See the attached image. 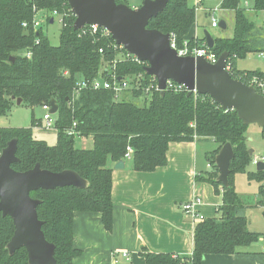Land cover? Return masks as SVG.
Instances as JSON below:
<instances>
[{"label": "trees", "instance_id": "trees-1", "mask_svg": "<svg viewBox=\"0 0 264 264\" xmlns=\"http://www.w3.org/2000/svg\"><path fill=\"white\" fill-rule=\"evenodd\" d=\"M239 3L240 0H224L225 8L235 10L234 32L231 37H215L212 50L218 56L229 52L228 63L233 67V77L246 83L253 76L264 80V71L236 68L237 59L264 50V38L258 36L255 23ZM254 8L264 10V0H254ZM37 10L66 13L58 45L50 42L41 26L34 28ZM75 18L67 0H0V115L7 114L18 98L31 106L50 103L53 99L58 104L55 144L35 138L31 126L0 127V151L16 138L19 161L12 164L14 169L25 171L40 163L43 169L54 172L74 170L89 182L83 189L67 186L31 193L42 201L37 208L38 215L44 221L46 238L55 244L57 263L73 264L74 258L81 254V249L73 245L76 211L100 212L105 228L112 229L111 162L126 160L130 146L132 167L138 171H153L166 165L171 142L195 138H212L218 143L209 156L215 171L198 179L210 182L217 193H222V203L218 207L221 215L197 222L190 258L144 249L146 264H203L207 254H234L239 248L257 242L261 233L249 230L234 184L235 174L246 171L252 162L245 135L248 125L235 110H224L210 95H188L185 90L167 89L164 94L155 91L144 105L117 100L114 92L108 89L86 87L74 95L79 82L106 78L107 70L113 67L121 52L127 53L112 35H103L102 29L85 34L74 30ZM51 19L49 16L48 21ZM195 20V7H190L188 0H169L166 8L150 20L148 27L175 35L180 47L184 42L193 47L205 42V38L186 40ZM29 48L31 57L24 55ZM146 64L128 58L117 61L113 71L120 77L142 74L147 85L152 76L145 71ZM133 94L139 97L143 91L136 89ZM74 122L77 134L69 135ZM35 123L34 120L33 126ZM78 137H93V146H77ZM227 142L233 145L235 157L230 166L229 185L223 186L217 181L219 169L215 159ZM247 174L249 179L264 180V169ZM260 193L264 197V185ZM14 230L13 219L0 214V264H29L26 248L21 247L12 255L6 248Z\"/></svg>", "mask_w": 264, "mask_h": 264}, {"label": "crops", "instance_id": "crops-1", "mask_svg": "<svg viewBox=\"0 0 264 264\" xmlns=\"http://www.w3.org/2000/svg\"><path fill=\"white\" fill-rule=\"evenodd\" d=\"M223 2L219 0L213 4L211 0H188V5L195 7L196 20L185 36L186 40L205 38V32L211 28L208 17L211 16L213 26V17L216 19L215 12L218 10L222 13L220 20L226 23V28L222 29H227V19L234 18L235 25V10L225 8ZM239 6L255 23L258 36L264 38V10H256L254 0H240ZM199 11L202 12L198 14ZM251 12L261 14L263 23L257 24L250 17ZM220 20H217L218 23ZM212 36L214 39L222 37ZM263 52H250L244 57L257 54L262 61L255 68H239L238 60L236 68L241 71H264ZM41 125L39 122L34 128L41 131ZM88 140L93 146V137H81L82 143ZM201 140L171 142L166 165L153 171L135 170L131 159H124L123 168H115L117 162H111L112 229L105 228L100 212L76 211L73 245L81 249V254L74 258L73 264H146L142 253L144 249L190 258L194 228L199 220L187 214L183 204L196 195L202 197L203 203L198 206V211L204 218H209L218 217V207L222 203V193H217L210 182L198 179L215 171L209 156L218 147L214 139L213 143H207L209 146ZM263 245L255 242L239 248L234 254H207L203 264H264ZM123 251L129 253V258L122 255Z\"/></svg>", "mask_w": 264, "mask_h": 264}, {"label": "water", "instance_id": "water-1", "mask_svg": "<svg viewBox=\"0 0 264 264\" xmlns=\"http://www.w3.org/2000/svg\"><path fill=\"white\" fill-rule=\"evenodd\" d=\"M169 0H144L142 5L132 8L116 0H68L76 15L73 28L79 30L87 24H98L106 28L118 45L124 47L139 60L146 62L145 71L155 76L161 93L166 90V81L171 79L184 84L191 95L194 90L199 94L210 95L224 110H235L247 125L258 124L264 128V94L256 87L227 70L229 52L224 51L216 63L204 57L180 56L170 45V34L148 27L152 18L162 12ZM54 19H51L53 22ZM226 28L224 20L219 21ZM209 47L215 43L209 31L205 32ZM12 59L14 56L11 57ZM20 104L21 98L17 99ZM52 113L58 112L56 100H51ZM17 139L10 140L0 153V214L13 219L15 230L6 248L12 255L24 247L28 252L29 264H58L55 258V244L50 242L43 231L44 221L39 218L38 206L41 199L31 195L38 189H54L74 186L87 188L89 182L78 172L65 169L54 172L43 169L40 163L28 170L19 171L12 164L17 157ZM250 155L253 149H249ZM235 157L233 145L225 143L216 155L219 169L217 181L229 185L231 162ZM124 159L115 164L123 168ZM264 169V162L257 164V170Z\"/></svg>", "mask_w": 264, "mask_h": 264}, {"label": "rangeland", "instance_id": "rangeland-1", "mask_svg": "<svg viewBox=\"0 0 264 264\" xmlns=\"http://www.w3.org/2000/svg\"><path fill=\"white\" fill-rule=\"evenodd\" d=\"M219 0H211L214 4ZM132 6H140L142 5V0H126ZM253 4V3H251ZM202 12V11H201ZM200 11L198 12L201 13ZM48 12L40 11L38 13V19L41 22V29L42 32L50 39V42L54 45H58L60 43V33L62 29V23L59 21L58 17L54 18V21H48V18L45 16ZM252 14L250 17L257 23H263V17L261 14H256L251 12ZM222 16L221 11L215 12V17L217 20H220ZM228 27L227 29H222L221 27H213L211 25L212 19L211 16L208 17V23L210 24L211 28L209 31L214 36H222L228 37L233 34L234 31V18L227 19ZM238 67L239 68H255L261 63V59L257 58V54H251L248 58H239ZM117 100H126L132 101L139 105L146 104L145 95H141L139 97L134 96L133 90L129 89L126 90L118 96ZM47 111L42 107V105L31 106L25 102L18 103L14 101L10 110L7 114L0 115V127H14V128H22V127H32L36 128L38 122L44 118V115ZM36 121L35 125L33 126V121ZM33 129V136L37 139H44L49 142V144L56 143V130H37ZM247 139V145L249 149H253L254 152L252 154L253 157H263L264 156V129L259 126L258 124H249L246 128L245 133ZM77 146L79 147H92L91 140H88L85 143L81 142V137H78ZM211 138L203 139L200 142L206 143V145H210L207 143H213ZM213 145V144H212ZM257 165L253 162L249 163L246 167V171L244 172H237L234 176V184L236 192L240 196V200L243 205V213L248 219V227L249 230L254 232H259L261 235L259 236L258 241L256 244L262 245L264 243V197L260 193V187L264 185V180H259L257 178L249 179L247 172H256ZM221 214L218 215V217Z\"/></svg>", "mask_w": 264, "mask_h": 264}, {"label": "built area", "instance_id": "built-area-1", "mask_svg": "<svg viewBox=\"0 0 264 264\" xmlns=\"http://www.w3.org/2000/svg\"><path fill=\"white\" fill-rule=\"evenodd\" d=\"M68 1V0H67ZM199 2L201 0H198ZM199 4V3H198ZM129 6L132 8L138 7V6H132L128 3ZM70 6V5H69ZM70 10L72 13L75 15L73 10L70 7ZM41 10H37L33 23H34V28L38 29L41 26V22L38 19V13ZM65 15L66 13H60L57 10H53L50 13H47L45 16L48 18L49 16L54 19L55 17L59 18V21L62 23V26L65 25ZM76 17V15H75ZM213 26L217 27L218 26V21L213 17ZM24 26H27V22L23 23ZM100 29H102L103 35H111V33L104 27L98 25V24H87L83 28L79 29L82 33H96ZM36 43H39V39H37ZM117 44V43H116ZM118 45V44H117ZM170 45L172 48L176 49L178 54L180 56H187V55H192L196 57H204L207 61L211 63H216L218 61L219 56L217 55L216 52L212 50L211 47L208 46L206 42H204L201 45H195L191 47L187 42H184V45L180 47L177 43L175 35H170ZM121 46V45H119ZM122 47V46H121ZM100 52H103V49H100ZM24 55L27 57L32 56V50L31 48L27 49V51L24 52ZM121 56L116 59L113 62V67L107 70V77L106 78H96L94 80H82L81 82L78 83V87L75 89L74 95L78 94L82 88L90 87L94 90H99V89H108L112 90L115 94V97L118 98L120 93L132 89L133 91L136 89H141L143 91V95H145L146 99H150L152 94L155 91H161V88L159 87L158 81L155 76H152V81L149 82L147 85L144 84V75L139 74V75H128L126 77H120L116 74V72L113 71V68L115 67L117 61L120 60H125L128 58H133L136 61L142 62L139 60L135 55H132L127 51V53H122L120 54ZM262 56H264V52L262 53ZM227 70L231 73L233 72V67L231 66L230 63L227 61ZM250 85H253L257 89H260L264 91V80L257 77L253 76L250 80L249 83ZM170 89L173 91H182L185 90L188 92V88L184 84H180L176 81H173L171 79H168L166 81V90ZM194 94H199L196 90L193 91ZM42 107L47 111L44 115V118L41 121V126L45 130H54L55 129V124H56V113L50 112L51 110V104L50 103H44L42 104ZM76 122L73 123V127L69 129L68 134L69 135H75L77 134L75 127H76ZM128 151L126 153V159H131L132 158V151L133 149L129 146ZM1 153V151H0ZM252 162L254 164H258L260 162H264V156L263 157H253ZM203 203L202 197L196 195L193 198L189 199L183 204V209L184 211L191 215L194 219L197 220H203L204 216L198 211V206ZM263 250H264V245H263ZM122 255L124 257L129 258V253L123 251Z\"/></svg>", "mask_w": 264, "mask_h": 264}]
</instances>
